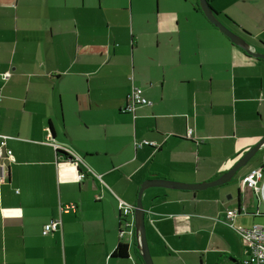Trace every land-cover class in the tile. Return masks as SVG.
Instances as JSON below:
<instances>
[{"label": "crops", "instance_id": "crops-1", "mask_svg": "<svg viewBox=\"0 0 264 264\" xmlns=\"http://www.w3.org/2000/svg\"><path fill=\"white\" fill-rule=\"evenodd\" d=\"M221 1L209 0L218 19L264 54V0ZM88 10L0 0V141L16 160L0 158V264H144L135 235L120 238V201L135 206L148 180L212 183L264 139V60L204 13L128 41ZM133 86L151 104L124 112ZM255 169L257 189L242 188ZM142 203L154 264H242L250 246L226 213L264 227V145L225 184L148 187Z\"/></svg>", "mask_w": 264, "mask_h": 264}, {"label": "rangeland", "instance_id": "rangeland-1", "mask_svg": "<svg viewBox=\"0 0 264 264\" xmlns=\"http://www.w3.org/2000/svg\"><path fill=\"white\" fill-rule=\"evenodd\" d=\"M196 2L197 0H86L88 11L94 16L101 15L102 23L111 27L114 36L128 41L133 39L128 34L133 28L136 31L155 33L167 21H174V25L181 27L192 25L190 9ZM217 3L221 8L228 7L221 0H217ZM222 15L225 20H229L226 13L223 12ZM222 264L226 263L223 261Z\"/></svg>", "mask_w": 264, "mask_h": 264}, {"label": "built area", "instance_id": "built-area-1", "mask_svg": "<svg viewBox=\"0 0 264 264\" xmlns=\"http://www.w3.org/2000/svg\"><path fill=\"white\" fill-rule=\"evenodd\" d=\"M151 103L144 97L143 91L137 86H133L131 94L124 112L134 113L135 109L139 105H150ZM143 145H149L151 147H156L155 143H150L148 141H142L136 143L137 147H142ZM5 140L0 141V158L4 156L9 159L11 163H15V157L11 150L7 149ZM74 159V163L77 158ZM73 163V160H72ZM85 174H80L78 179L82 181ZM263 177V172L261 169H255L249 172L241 179V187L248 189H257L258 181ZM68 209H75V206H69ZM134 205H130L120 201L119 210L123 217L124 226L126 229L121 231L120 236H133L135 235L134 226ZM228 226L235 231L242 239V241L250 246L251 253L249 257L242 264H264V227L260 225H254L251 228H244L235 225V219L238 216L237 210L227 211ZM59 225V221H54L44 227L43 235H48L50 232L56 231Z\"/></svg>", "mask_w": 264, "mask_h": 264}, {"label": "water", "instance_id": "water-1", "mask_svg": "<svg viewBox=\"0 0 264 264\" xmlns=\"http://www.w3.org/2000/svg\"><path fill=\"white\" fill-rule=\"evenodd\" d=\"M198 3L202 12L204 13L205 17L209 20V22L214 25L224 36H226L232 44L244 50L248 55L264 60V54L251 51L248 47V44L239 35L231 31L218 19L216 13L210 5L209 0H198ZM263 145L264 139L255 147L250 149L229 172L209 184H183L162 179L148 180L144 182L140 187L137 203L134 209L135 237L137 242V248L140 251V255L144 264H154L146 236L145 210L142 203V195L144 190L148 187H165L181 190H202L209 187L225 184L235 176L237 171L242 166L248 163V161L258 152V150L261 149Z\"/></svg>", "mask_w": 264, "mask_h": 264}, {"label": "trees", "instance_id": "trees-1", "mask_svg": "<svg viewBox=\"0 0 264 264\" xmlns=\"http://www.w3.org/2000/svg\"><path fill=\"white\" fill-rule=\"evenodd\" d=\"M194 10L196 11V12H199V13H202L203 14V12H202V10H201V8H200V6H199V3H198V0H197V2H196V4H195V6H194ZM215 12V11H214ZM216 13V12H215ZM227 18L229 19V20H231L228 16H227ZM227 39V38H226ZM59 152V151H58ZM73 158V157H72ZM70 159L71 161V163H72V160H73V162H74V159ZM120 213V212H119ZM124 221H123V217H122V215H121V213H120V228H119V235H120V233H121V231H123L124 229H126L125 228V226H124ZM126 237V236H125ZM125 237H121L120 236V238H121V240H123V239H125ZM130 237H133V236H130ZM113 255L116 257V258H122V259H124V258H128V256H129V244H124V243H120L118 246H117V248H116V250L114 251V253H113Z\"/></svg>", "mask_w": 264, "mask_h": 264}]
</instances>
